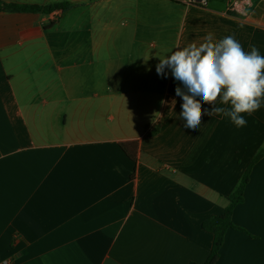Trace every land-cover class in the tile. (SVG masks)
I'll use <instances>...</instances> for the list:
<instances>
[{
  "label": "crops",
  "instance_id": "1",
  "mask_svg": "<svg viewBox=\"0 0 264 264\" xmlns=\"http://www.w3.org/2000/svg\"><path fill=\"white\" fill-rule=\"evenodd\" d=\"M0 1L72 6L0 12V264H205L203 222L264 151V104L237 127L201 101L185 128L156 65L209 33L264 55V0ZM232 220L215 264H264V157Z\"/></svg>",
  "mask_w": 264,
  "mask_h": 264
},
{
  "label": "clouds",
  "instance_id": "2",
  "mask_svg": "<svg viewBox=\"0 0 264 264\" xmlns=\"http://www.w3.org/2000/svg\"><path fill=\"white\" fill-rule=\"evenodd\" d=\"M250 47L251 51L247 52L233 36L215 41L209 33L205 42L191 43L159 58L156 72L166 77L165 69H168L183 85L175 92L183 100L180 118L185 121V128L200 127L205 114L201 101L213 105L209 115L223 114L237 127L247 123L243 114L251 115L261 108L264 104V55L255 46ZM218 100L229 107H217Z\"/></svg>",
  "mask_w": 264,
  "mask_h": 264
},
{
  "label": "trees",
  "instance_id": "3",
  "mask_svg": "<svg viewBox=\"0 0 264 264\" xmlns=\"http://www.w3.org/2000/svg\"><path fill=\"white\" fill-rule=\"evenodd\" d=\"M72 6L69 3H60L49 6H37V5H17L7 4L0 1V12L11 13H35V14H50L56 10L68 11ZM121 147L123 151L133 160L136 161L138 147L136 143H122ZM264 157V151L259 152L250 166L246 170L241 184L236 191L229 197L230 204L225 211L219 215L209 218L203 222V229L210 232L214 236L213 246L210 256L205 264H215L219 258V251L223 246L225 234L229 229H235L243 231V229L237 227L232 220V215L235 207L243 202V196L247 184L250 180V173L253 166ZM196 264V263H190Z\"/></svg>",
  "mask_w": 264,
  "mask_h": 264
},
{
  "label": "built area",
  "instance_id": "4",
  "mask_svg": "<svg viewBox=\"0 0 264 264\" xmlns=\"http://www.w3.org/2000/svg\"><path fill=\"white\" fill-rule=\"evenodd\" d=\"M241 6V3H233V5L231 6L232 8H239ZM3 264H11V262L9 260L5 261Z\"/></svg>",
  "mask_w": 264,
  "mask_h": 264
}]
</instances>
